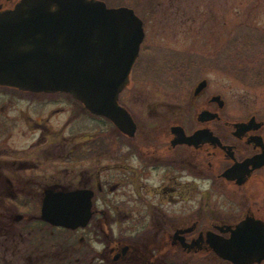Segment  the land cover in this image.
Masks as SVG:
<instances>
[{
	"label": "flooded vegetation",
	"instance_id": "af4514ba",
	"mask_svg": "<svg viewBox=\"0 0 264 264\" xmlns=\"http://www.w3.org/2000/svg\"><path fill=\"white\" fill-rule=\"evenodd\" d=\"M21 1L0 0V15ZM204 80L206 87L195 94ZM130 85L131 79L126 89ZM197 86L189 125L171 109L154 111L149 123L142 125L121 102L123 91L119 104L135 121L133 136L72 97L90 117L109 124L113 133L83 132L79 142L69 143L70 158L79 151L82 163L78 173L68 171L70 180L65 183L55 166L39 158L48 146L40 137L16 157L0 158L1 260L25 256L20 247L31 242L27 260L42 264L61 259V254L56 256L54 233L62 230L71 234L63 260L73 262V254L79 253L74 258L77 264H184L185 257L206 264H233L225 256L236 229L248 219L252 227L257 221L264 224V119L228 118L223 97L206 95L209 81L204 78ZM31 99H22L27 102L21 109L26 124L45 130L44 138L60 135L61 130L52 129L48 122L56 113L64 115V108L34 118L30 110L44 111L49 103ZM193 136L192 141H184ZM68 140L75 139L69 136ZM74 191L90 196V216L84 226L58 228L40 219L48 192ZM85 202L89 204L86 198ZM18 204L26 209L35 204L36 211L15 213ZM77 233L79 240L74 237Z\"/></svg>",
	"mask_w": 264,
	"mask_h": 264
},
{
	"label": "rangeland",
	"instance_id": "374dc122",
	"mask_svg": "<svg viewBox=\"0 0 264 264\" xmlns=\"http://www.w3.org/2000/svg\"><path fill=\"white\" fill-rule=\"evenodd\" d=\"M103 1L109 7L133 9L144 23L145 37L131 85L121 95V102L142 125L149 123L154 111L166 109L179 112L189 125L195 110L191 104L194 88L204 78L209 81L206 95L220 94L225 100L226 117L244 119L256 115L264 119V0ZM31 98L49 103L44 111L32 108L30 114L34 118H46L49 110L64 108V115L56 113L48 122L52 129L61 130L60 135L44 138L45 130L36 131L26 124V114L21 109L27 102L22 99L32 101ZM81 106L69 94H31L0 86V158L16 157L21 149L32 148L30 145L40 137L49 149L45 147L39 158L55 166L62 183L69 181L68 171L78 173L82 163L79 151L70 158L69 143L79 142L83 132L95 134L104 129V134L113 133L109 124L90 117ZM69 136L75 140L69 141ZM22 205L14 208L15 213H30L38 208V203L27 209ZM70 235L55 230L56 256L61 254L63 258L42 264H77L74 258L81 256L79 253L73 254V262L63 260L64 244ZM74 237L79 240L80 233ZM30 245L20 247L24 254L32 253ZM95 248L102 249L98 245ZM3 254L4 249L0 248V255ZM26 255L13 260L8 257L6 261L0 256V264H35ZM184 264L206 262L185 257Z\"/></svg>",
	"mask_w": 264,
	"mask_h": 264
},
{
	"label": "water",
	"instance_id": "95a60500",
	"mask_svg": "<svg viewBox=\"0 0 264 264\" xmlns=\"http://www.w3.org/2000/svg\"><path fill=\"white\" fill-rule=\"evenodd\" d=\"M144 37L141 17L128 7L108 8L101 0H23L0 15V85L71 94L133 136L135 121L119 95L130 83ZM89 198L84 191L48 192L40 219L57 227L84 226ZM251 222H242L227 246L225 259L233 264L264 260V224Z\"/></svg>",
	"mask_w": 264,
	"mask_h": 264
},
{
	"label": "trees",
	"instance_id": "16d2710c",
	"mask_svg": "<svg viewBox=\"0 0 264 264\" xmlns=\"http://www.w3.org/2000/svg\"><path fill=\"white\" fill-rule=\"evenodd\" d=\"M246 43H248V42H246Z\"/></svg>",
	"mask_w": 264,
	"mask_h": 264
}]
</instances>
